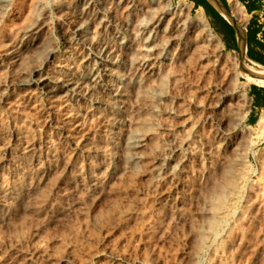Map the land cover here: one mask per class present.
<instances>
[{
	"label": "rangeland",
	"instance_id": "374dc122",
	"mask_svg": "<svg viewBox=\"0 0 264 264\" xmlns=\"http://www.w3.org/2000/svg\"><path fill=\"white\" fill-rule=\"evenodd\" d=\"M122 1L115 0L110 6L117 28L127 21V5ZM178 1L171 0L172 6ZM78 2L0 0V90L15 77L2 59L18 45L26 27L38 25L42 47L56 51L49 68L60 61L66 33L79 23L69 10ZM188 5L193 15L197 10ZM205 19L222 45L223 58L234 61L229 66L223 59L218 68L210 60L200 62L190 36L180 62L163 72L168 75L174 70L179 84L173 88L168 78L161 84L156 81L166 95L160 107L171 106L172 93L185 96L191 106L180 109L190 113V125L197 127V149L173 181L163 176L151 180L139 171L109 177L108 161L101 153L106 128L93 116L86 118L79 133L89 138L90 158L71 156L69 142L59 140L53 129L63 118L62 112L48 109L44 96L28 98L8 89L0 105V264H264V124L249 127L244 122L251 85L247 80L251 76L264 83L261 75L254 74V69L264 72V68L251 67L255 63L227 50ZM129 22L133 28L137 18ZM41 48L36 55L29 53L25 68L45 58ZM227 68L236 74L226 81L234 93L228 105L222 112L196 108L197 104L216 103L205 89L221 82ZM242 85L246 101L241 98ZM47 116L52 123L46 125ZM182 120L160 115L146 127L153 133L156 157L186 135L177 127ZM218 122L221 130L231 133L229 147L219 151L215 148ZM25 145H32L38 158L35 164L18 158L19 148ZM68 161L73 164L61 174L57 167ZM241 169L244 176L236 185ZM220 208L225 212L218 220L215 213Z\"/></svg>",
	"mask_w": 264,
	"mask_h": 264
},
{
	"label": "bare ground",
	"instance_id": "6f19581e",
	"mask_svg": "<svg viewBox=\"0 0 264 264\" xmlns=\"http://www.w3.org/2000/svg\"><path fill=\"white\" fill-rule=\"evenodd\" d=\"M7 1L1 0L2 3ZM122 2L127 5V21L120 28L113 24L112 10L110 12V6L115 5V0H79L76 5L70 6L72 17L77 18L79 23L66 33L64 55L52 68H49V65L52 66L50 59H56V51L50 47H42L39 41L41 28L38 25L26 27L17 39L18 45L10 48L2 59L9 74L14 73L15 77L9 85L3 84L4 88L0 90V105L5 102L9 88L28 98L46 97L49 101L48 109L62 112L63 118L53 126L55 136L59 140L69 142L71 156L84 159L90 158L92 147L88 144L89 138L80 136L79 133L86 118L97 117L106 128V140L101 153L106 158L105 162L108 161L109 177L139 171L151 180L163 176L173 181L183 172L189 156L197 149L194 140L197 127L190 125V113L183 109L190 105L185 96L169 94L171 106L160 107L166 95L156 81L161 84L168 78L173 88L179 84V75L174 70L168 75L163 72L174 68L180 62L190 36L196 45L198 60H210L213 68L222 66L225 59L222 55L223 48L210 29L203 12L197 10L190 15V7L184 0H179L174 7L171 0ZM241 13V7L237 4L234 16L241 17ZM132 18H137V22L130 28L129 21ZM105 33H108V37L104 36ZM40 48L44 51L45 58H41L42 60L34 63L29 69L25 68L24 63L29 53L35 54ZM233 61L234 59L228 58L224 63L232 66ZM254 74L261 75L264 80V72L254 69ZM230 76L236 78V74L227 68L221 82L205 89L209 99L216 98L214 105L197 104L196 108L203 112H222L234 95L226 87ZM241 92V98L246 101L244 85L241 86ZM160 115L172 120L182 118L177 127L186 131V135L176 142L167 143L163 154L156 157L150 137L153 133L145 129L153 125ZM219 122L215 123L218 126L216 137L219 141L217 146H214L217 151L229 147L231 134L221 130ZM50 123L52 121L47 116L46 125ZM263 124L264 116L258 122L260 126ZM162 130L173 132L172 129ZM31 146L19 148L17 156L28 158L35 164L38 158ZM71 164L73 163L68 161L57 168H60V173L63 174ZM243 176L244 171L241 169L236 178V185L241 183ZM91 181L96 182L97 177H91ZM235 194L233 193L232 197H235ZM224 212L225 209L220 208L215 213V218L221 219Z\"/></svg>",
	"mask_w": 264,
	"mask_h": 264
},
{
	"label": "crops",
	"instance_id": "0c3cea01",
	"mask_svg": "<svg viewBox=\"0 0 264 264\" xmlns=\"http://www.w3.org/2000/svg\"><path fill=\"white\" fill-rule=\"evenodd\" d=\"M194 10H201L210 26L220 36L229 51L238 52L245 59L264 68V6L261 0H184ZM237 4L241 17L234 16ZM231 20V21H230ZM247 89L248 110L244 122L255 127L264 116V83L254 81Z\"/></svg>",
	"mask_w": 264,
	"mask_h": 264
},
{
	"label": "built area",
	"instance_id": "2783aa9c",
	"mask_svg": "<svg viewBox=\"0 0 264 264\" xmlns=\"http://www.w3.org/2000/svg\"><path fill=\"white\" fill-rule=\"evenodd\" d=\"M255 127H257V125Z\"/></svg>",
	"mask_w": 264,
	"mask_h": 264
},
{
	"label": "trees",
	"instance_id": "16d2710c",
	"mask_svg": "<svg viewBox=\"0 0 264 264\" xmlns=\"http://www.w3.org/2000/svg\"><path fill=\"white\" fill-rule=\"evenodd\" d=\"M228 50V49H227Z\"/></svg>",
	"mask_w": 264,
	"mask_h": 264
}]
</instances>
